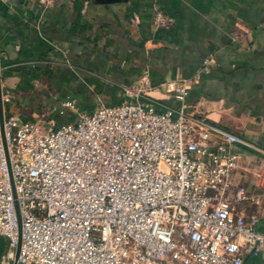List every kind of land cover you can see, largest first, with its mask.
<instances>
[{"label": "built area", "instance_id": "obj_1", "mask_svg": "<svg viewBox=\"0 0 264 264\" xmlns=\"http://www.w3.org/2000/svg\"><path fill=\"white\" fill-rule=\"evenodd\" d=\"M7 2L8 0H0ZM44 9L56 0H31ZM173 20L161 10L155 29ZM208 56L191 77L157 88L124 87L118 105L80 113L75 123H0L1 259L18 264H244L264 258L259 217L264 193L234 183L237 150L264 151L229 129L196 116L193 86L211 73ZM12 105L10 95L3 105ZM8 153V160L6 156ZM263 178L264 176H259Z\"/></svg>", "mask_w": 264, "mask_h": 264}, {"label": "crops", "instance_id": "obj_2", "mask_svg": "<svg viewBox=\"0 0 264 264\" xmlns=\"http://www.w3.org/2000/svg\"><path fill=\"white\" fill-rule=\"evenodd\" d=\"M158 9L173 20L170 28L153 26ZM208 56L215 63L190 91L191 111L264 151V0H56L47 9L0 1L1 88L13 101L4 117L37 120L49 106L77 118L122 102L124 87L141 82L151 90L196 75ZM148 94L175 104L162 89ZM237 151L234 183L264 193V155ZM240 208L259 217L264 233V199Z\"/></svg>", "mask_w": 264, "mask_h": 264}, {"label": "water", "instance_id": "obj_3", "mask_svg": "<svg viewBox=\"0 0 264 264\" xmlns=\"http://www.w3.org/2000/svg\"><path fill=\"white\" fill-rule=\"evenodd\" d=\"M129 0H94L96 4L100 5H113V4H121V3H127ZM0 123L2 127V132H3V124H4V105H3V93H2V88H1V74H0ZM6 156L8 160V153L6 151ZM19 219V242L18 246L16 249L15 257L13 264H18V259L21 251V220L20 217ZM6 249V239L2 236H0V264H1V259L3 257V254Z\"/></svg>", "mask_w": 264, "mask_h": 264}, {"label": "rangeland", "instance_id": "obj_4", "mask_svg": "<svg viewBox=\"0 0 264 264\" xmlns=\"http://www.w3.org/2000/svg\"><path fill=\"white\" fill-rule=\"evenodd\" d=\"M59 114H60V111L59 109H56V108H53V107H49L47 106L46 107V111L44 112V117L42 118H39L41 120H43L44 122L47 123V121H50V120H54V121H57L59 119ZM58 115V116H57ZM57 116V117H56ZM77 119V118H76ZM76 119L73 123L76 122ZM57 125V124H56ZM4 264H13V260L11 261H5Z\"/></svg>", "mask_w": 264, "mask_h": 264}, {"label": "trees", "instance_id": "obj_5", "mask_svg": "<svg viewBox=\"0 0 264 264\" xmlns=\"http://www.w3.org/2000/svg\"><path fill=\"white\" fill-rule=\"evenodd\" d=\"M116 90V88H114V91ZM121 101H114V103L109 104V105H118L120 104ZM75 117H66V118H59L56 122H57V127L64 125V124H68V123H73L75 121Z\"/></svg>", "mask_w": 264, "mask_h": 264}]
</instances>
